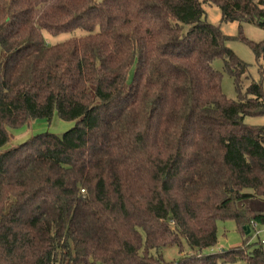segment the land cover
I'll list each match as a JSON object with an SVG mask.
<instances>
[{
    "label": "trees",
    "instance_id": "obj_1",
    "mask_svg": "<svg viewBox=\"0 0 264 264\" xmlns=\"http://www.w3.org/2000/svg\"><path fill=\"white\" fill-rule=\"evenodd\" d=\"M207 3L264 29V0H0V264H264V210L240 205L264 200V125L245 122L264 89L241 86L249 65ZM54 113L75 125L3 150ZM227 219L243 245L204 254Z\"/></svg>",
    "mask_w": 264,
    "mask_h": 264
},
{
    "label": "rangeland",
    "instance_id": "obj_2",
    "mask_svg": "<svg viewBox=\"0 0 264 264\" xmlns=\"http://www.w3.org/2000/svg\"><path fill=\"white\" fill-rule=\"evenodd\" d=\"M206 11V19L209 23L219 26L222 32L231 37L227 41V45L235 52V54L245 61L249 66L245 74L240 76L241 86L246 89L252 81H256L262 84L264 89V57L260 60L256 57L253 49L241 38L245 37L254 42L264 41V29L253 23H242L239 22H224L222 21V13L220 8L216 4H204ZM86 32L82 29H76L72 32L61 33L59 35H52L48 31H43L44 37L49 44H55L57 42L64 41L70 37L82 36ZM225 61L217 58L213 60V66L217 70L222 72V90L223 93L230 99L238 98V91L234 85L233 78L224 71ZM134 68L130 72V77H133ZM245 122L250 125H264V114L260 116H246ZM75 125L73 120H62L58 117L57 113H54L51 120L37 119L28 124L23 125L20 128L13 129V137L3 150L10 148L13 145H17L31 136H35L40 132H51L61 135ZM240 205L249 207L255 210H264V200L260 198H250L240 203ZM218 241L217 245L213 249L204 250V254L216 253L221 250H229L234 247H240L243 245L244 236L240 232L236 222L233 219L218 221ZM264 239V225L250 232L251 243H260L259 241ZM264 251V244H262ZM165 257L169 261H176L178 258L179 250L176 246L168 247L165 250ZM195 251H182V255L194 254ZM220 264H248L245 259L233 262V263H222Z\"/></svg>",
    "mask_w": 264,
    "mask_h": 264
},
{
    "label": "water",
    "instance_id": "obj_3",
    "mask_svg": "<svg viewBox=\"0 0 264 264\" xmlns=\"http://www.w3.org/2000/svg\"><path fill=\"white\" fill-rule=\"evenodd\" d=\"M250 231V228L248 227L247 233Z\"/></svg>",
    "mask_w": 264,
    "mask_h": 264
},
{
    "label": "built area",
    "instance_id": "obj_4",
    "mask_svg": "<svg viewBox=\"0 0 264 264\" xmlns=\"http://www.w3.org/2000/svg\"><path fill=\"white\" fill-rule=\"evenodd\" d=\"M254 224V223H253ZM262 242H264V239H263V241Z\"/></svg>",
    "mask_w": 264,
    "mask_h": 264
}]
</instances>
